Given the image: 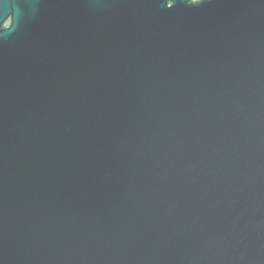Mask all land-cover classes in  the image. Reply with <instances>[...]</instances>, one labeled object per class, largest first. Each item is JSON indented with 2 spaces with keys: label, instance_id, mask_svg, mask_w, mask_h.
I'll return each mask as SVG.
<instances>
[{
  "label": "water",
  "instance_id": "1",
  "mask_svg": "<svg viewBox=\"0 0 264 264\" xmlns=\"http://www.w3.org/2000/svg\"><path fill=\"white\" fill-rule=\"evenodd\" d=\"M0 264H264V0H0Z\"/></svg>",
  "mask_w": 264,
  "mask_h": 264
},
{
  "label": "snow or ice",
  "instance_id": "2",
  "mask_svg": "<svg viewBox=\"0 0 264 264\" xmlns=\"http://www.w3.org/2000/svg\"><path fill=\"white\" fill-rule=\"evenodd\" d=\"M173 5L169 4L168 7H172Z\"/></svg>",
  "mask_w": 264,
  "mask_h": 264
},
{
  "label": "rangeland",
  "instance_id": "3",
  "mask_svg": "<svg viewBox=\"0 0 264 264\" xmlns=\"http://www.w3.org/2000/svg\"><path fill=\"white\" fill-rule=\"evenodd\" d=\"M192 1H195L196 2V1H200V0H192Z\"/></svg>",
  "mask_w": 264,
  "mask_h": 264
}]
</instances>
